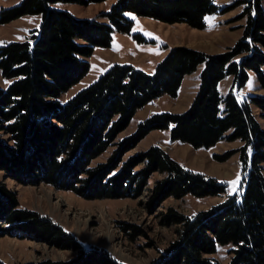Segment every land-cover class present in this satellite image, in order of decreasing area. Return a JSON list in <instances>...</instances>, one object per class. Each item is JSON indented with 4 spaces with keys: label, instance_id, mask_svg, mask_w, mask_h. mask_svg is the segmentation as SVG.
I'll list each match as a JSON object with an SVG mask.
<instances>
[{
    "label": "trees",
    "instance_id": "16d2710c",
    "mask_svg": "<svg viewBox=\"0 0 264 264\" xmlns=\"http://www.w3.org/2000/svg\"><path fill=\"white\" fill-rule=\"evenodd\" d=\"M105 0H22L0 10V25L25 15L40 16L24 40L0 45V71L9 80L0 87V170L26 184L46 183L85 198H121L140 194L153 173L163 174L150 190L148 206L169 197L224 196L217 205L186 215L170 208L163 217L177 226V239L149 264H221L213 257L230 246L228 264H264V95L245 102L220 84L234 76L244 87L253 73L264 88V5L237 0L220 8L216 0H117L103 14L108 21L79 18L59 3L89 5ZM243 5L242 37L225 53L211 55L186 46L170 49L153 73L129 64H113L93 83L63 102L62 96L89 72L85 59L97 47H109L115 32L131 33L127 13L167 23L205 28L207 15ZM145 42L140 34L135 36ZM202 66L200 86L183 113H154L136 132L117 144L105 162L93 165L123 132L139 109L164 95L176 97L184 78ZM155 129L170 130L172 142L211 148L240 140L239 187L185 167L160 145L123 161V155ZM142 164V168L136 167ZM39 238L78 256L60 264H123L98 248H85L50 218L19 208L16 194L0 183V237ZM0 264H3L0 262Z\"/></svg>",
    "mask_w": 264,
    "mask_h": 264
},
{
    "label": "rangeland",
    "instance_id": "374dc122",
    "mask_svg": "<svg viewBox=\"0 0 264 264\" xmlns=\"http://www.w3.org/2000/svg\"><path fill=\"white\" fill-rule=\"evenodd\" d=\"M22 0H0V10L17 5ZM237 0H216L220 7L236 5ZM263 5H264V0ZM117 0H105L89 5L62 4L79 18L108 21L103 16ZM58 5V4H57ZM243 5L235 6L226 13H215L205 18V28L191 27L186 23H167L151 17L127 13L133 21L132 32H115L109 47H97L85 57L90 63L87 75L62 96L65 102L81 89L93 83L113 64H129L147 73H153L157 64L167 56L171 48L186 46L211 55L225 53L242 37L246 25ZM40 23V16L25 15L0 25V45L14 40H24ZM140 34L145 42L135 37ZM202 66L188 74L176 97L164 95L139 109L128 127L121 132L112 145L93 165L105 162L117 149L122 139L134 134L138 124L154 113H183L191 106L200 86ZM9 80L0 71V87H7ZM233 89L240 101L253 95H264V88L251 73L247 84L237 88L234 76H227L220 84L226 95ZM252 110L264 127V119L254 105ZM160 145L173 158L187 168L214 176L229 184L230 191L239 187L242 171L240 140L224 139L211 148H194L189 144L172 142L170 130L155 129L123 155V161L146 151L152 145ZM142 164L136 170L142 168ZM161 173H153L140 194L121 198L89 199L71 190L57 189L46 183L26 184L0 170V183L6 185L17 197L19 208L35 211L50 218L64 231L72 234L85 248H98L123 264H149L177 239V226H167L163 217L170 208L186 215L207 210L220 203L224 196L197 198L187 195L177 199L169 197L160 205L148 206L150 190ZM236 182L235 184L233 182ZM230 246L219 247L213 257L228 264ZM78 256L74 250L60 249L39 238L18 237L6 234L0 237V262L3 264H60Z\"/></svg>",
    "mask_w": 264,
    "mask_h": 264
},
{
    "label": "crops",
    "instance_id": "0c3cea01",
    "mask_svg": "<svg viewBox=\"0 0 264 264\" xmlns=\"http://www.w3.org/2000/svg\"><path fill=\"white\" fill-rule=\"evenodd\" d=\"M63 4L70 5V4H74V3H63ZM61 5H62V4H58V5H56V6H57V7H60V8H63ZM64 9H67V10L70 11V9H68V8H66V7H64Z\"/></svg>",
    "mask_w": 264,
    "mask_h": 264
},
{
    "label": "snow or ice",
    "instance_id": "6c2138e0",
    "mask_svg": "<svg viewBox=\"0 0 264 264\" xmlns=\"http://www.w3.org/2000/svg\"><path fill=\"white\" fill-rule=\"evenodd\" d=\"M233 183L235 184L236 182L234 181Z\"/></svg>",
    "mask_w": 264,
    "mask_h": 264
}]
</instances>
